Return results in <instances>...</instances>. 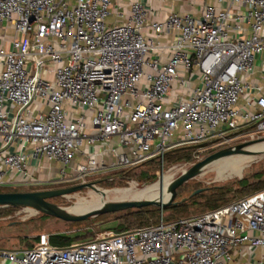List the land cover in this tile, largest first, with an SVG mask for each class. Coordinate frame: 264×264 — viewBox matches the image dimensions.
<instances>
[{
	"label": "built area",
	"instance_id": "1",
	"mask_svg": "<svg viewBox=\"0 0 264 264\" xmlns=\"http://www.w3.org/2000/svg\"><path fill=\"white\" fill-rule=\"evenodd\" d=\"M216 1L224 7L206 4L198 16L170 13L159 22H147L135 2L125 22L112 24L111 0H0V185L95 181L89 176L151 158L162 164L166 151L185 145L196 146L193 164L244 130L264 133V87L247 82L257 56L264 61V0ZM145 26L155 36L174 32L165 62ZM83 144L93 150L72 166ZM30 160L58 163L57 175L40 178ZM50 235L39 234L33 247L0 249V260L233 264L260 248L251 264H264V188L195 216L64 247Z\"/></svg>",
	"mask_w": 264,
	"mask_h": 264
},
{
	"label": "rangeland",
	"instance_id": "2",
	"mask_svg": "<svg viewBox=\"0 0 264 264\" xmlns=\"http://www.w3.org/2000/svg\"><path fill=\"white\" fill-rule=\"evenodd\" d=\"M263 140L264 133H251L249 130H244L243 134L234 139L230 146H235L236 144L248 142L251 140ZM218 148H207L201 154L202 158L206 155L210 154L211 151L217 150ZM214 152V151H213ZM237 155V154H235ZM234 155V156H235ZM192 161H182L178 163H169L164 162L161 164L159 160V164H146L141 165L128 173L130 179H126L123 181H119L116 184L119 185L117 187H110V186H102L99 183H96V186L100 189H107L112 190L115 188H126L129 187L132 183L137 188H142L146 184H150L160 179L161 176L165 175L168 176L167 181L171 182L177 176H179L184 170H186L193 162ZM253 161V162H252ZM252 162V163H251ZM248 163V164H247ZM241 174L234 173L230 176H226L222 179L217 177V172L212 167L206 166L203 168L197 176L192 179H189L187 182V186L183 190V194L181 196H187L188 192L194 186L206 187L216 184H222L228 180H233L235 178L240 179L243 177L245 173L251 174L257 170L264 168V153L258 155L257 157L248 161ZM149 169L150 172H155V178L153 180H136L138 176L136 172L141 169ZM178 169V170H177ZM213 170V171H212ZM111 172V171H110ZM101 173L98 172L89 176L90 180H97L101 176ZM108 174V173H107ZM105 175V174H104ZM234 175V177H233ZM172 176V177H171ZM217 177V179H216ZM139 178V177H138ZM248 180L243 181H236L231 182L227 188L222 189L219 191L215 187L207 188L204 191L200 192L197 197H194L190 202L191 204L188 206H172L168 208L164 213L159 212V216L166 215L169 213L174 218H186L190 216H195L206 212L208 210L215 209L220 207L224 204H227L237 198L243 197L248 195L252 192L240 191L243 186H245ZM73 182H63V183H56L51 184L52 186L61 185L62 186H69ZM131 183V184H130ZM18 188L16 190H26L31 191L34 189V185L29 184H22V185H15ZM60 187V186H59ZM94 191L91 188H83L80 191L65 195V196H58L51 198L50 201L56 203L62 207H70L76 201L77 198H85L90 199V192ZM88 196V197H87ZM114 194L110 193L108 195V199L106 195L103 196V199L106 201H116L113 198ZM185 198V197H184ZM182 198V199H184ZM128 200V199H126ZM30 212V213H29ZM110 213V214H109ZM112 212L97 214L91 216L85 220L81 221H64L58 219L56 217L48 216L39 212L33 208L28 207H19L14 211L7 213V215L0 216V249H21L26 248L29 246L30 243H36L37 239L35 238L41 233H69V234H76V233H84L87 230L95 231L97 233L100 229L103 222L112 219L116 214H111ZM29 248V247H28Z\"/></svg>",
	"mask_w": 264,
	"mask_h": 264
},
{
	"label": "trees",
	"instance_id": "3",
	"mask_svg": "<svg viewBox=\"0 0 264 264\" xmlns=\"http://www.w3.org/2000/svg\"><path fill=\"white\" fill-rule=\"evenodd\" d=\"M196 149V146L193 145H185V146H179L173 149H170L166 151L163 155L162 163L169 162V163H178L182 161H192L193 160V153ZM215 151V150H213ZM211 151V153L213 152ZM159 158H151L141 164L127 167V168H121L116 170H111V172H108V174H105L101 176L99 179L96 180L97 183L101 184L102 186H110V187H117L116 183L119 181H123L126 179H130L132 177L128 176V173L141 166L146 165L150 163L159 164ZM136 174L138 175L136 177V180H153L155 178V172H150L149 169L141 168L139 169ZM139 177V178H138ZM248 180L247 184L243 186L240 191H246V192H254L256 190L264 188V168L257 170L251 174L245 173L243 177L240 179L235 178L233 180H228L222 184H216L206 187H200V186H194L192 189L188 192L187 196H181L183 194V190L187 186L188 182H185L178 186L176 189V196L171 204L161 208L156 205H147L143 207H133L128 208L116 212H112L111 214H116L112 219H109L103 223L102 225L98 227L100 229L97 233L102 231H114V232H123L127 231L133 228L137 227H144L149 226L152 224H156L159 222L160 218L164 222H170L174 221L180 218H174L169 213L166 215H160L159 212H165L168 208L172 206H188L191 204V200L194 197H197L200 192L204 191L207 188H213L215 187L219 191H221L224 188H227L231 182L236 181H243ZM61 187V185L52 186L51 184H42L39 186L34 187L33 190L38 189H47V188H58ZM17 186H8V185H0V192H16V191H26V190H16ZM202 188V190L194 195H191V193L196 190ZM185 197V198H184ZM184 198V199H182ZM19 207H0V216L7 215V213L16 210ZM44 214V213H43ZM110 214V213H109ZM47 215V214H46ZM49 216V215H48ZM53 217V216H52ZM95 231L87 230L84 233H76V234H69V233H53L50 235V243L55 246H68L72 243L79 242V241H86L93 239L96 234ZM38 241V236L35 237ZM37 243V242H36ZM36 243H30L28 247H33ZM27 248V247H26Z\"/></svg>",
	"mask_w": 264,
	"mask_h": 264
},
{
	"label": "crops",
	"instance_id": "4",
	"mask_svg": "<svg viewBox=\"0 0 264 264\" xmlns=\"http://www.w3.org/2000/svg\"><path fill=\"white\" fill-rule=\"evenodd\" d=\"M135 2H140L147 10V22H154V21H163L167 18L170 13H178V14H189L193 16H198L201 13V10L204 5L210 4L214 5L217 8L224 7L225 3L217 2L216 0H111V13L108 17L109 23H123L125 22L130 16L131 5ZM1 33V30H0ZM11 34V31L9 32ZM142 33L145 36H150L154 38L155 45L159 48L156 50V55L160 56V60L165 62L170 55V51L168 48L163 47L169 45L173 41L174 32L169 31L168 33H161L159 36H155L154 31L149 27L145 26L142 29ZM162 47V48H161ZM256 71L251 76L247 77V82L252 84H257L264 87V61L262 56H257L255 61ZM193 75L191 79L193 84L197 83V73L192 71ZM174 93L179 91L178 87H174L172 90ZM251 93V90L248 91ZM110 145L115 147L117 146V139L111 138L109 140ZM93 147L87 146V144H83L81 147L80 152L76 154L73 159L72 166L78 162H82L84 156L82 152H89L92 151ZM119 150V148H118ZM106 158L111 160V156L107 155ZM45 168H40L35 160H30L32 172L37 174L40 178L46 179L47 177H55L57 175V171L59 170L58 163H52L48 166L46 161H41ZM40 164V163H39ZM111 171V170H110ZM104 172L107 174L110 172ZM14 181H20L23 179V176L14 174L10 177ZM263 250L260 248L251 250L245 257H236L233 264H251L254 261L255 257L261 255ZM0 264H9L3 260H0Z\"/></svg>",
	"mask_w": 264,
	"mask_h": 264
},
{
	"label": "water",
	"instance_id": "5",
	"mask_svg": "<svg viewBox=\"0 0 264 264\" xmlns=\"http://www.w3.org/2000/svg\"><path fill=\"white\" fill-rule=\"evenodd\" d=\"M256 141H258V139L251 140L248 142H243L235 146H229L218 149L206 155L205 157L201 158L200 160L194 162L186 170H184L179 176H177L175 179L169 182L167 188L168 191L170 192V196L167 200L162 202L156 199H128V200L105 201L104 204L97 209L75 214L68 212L66 210L67 207L59 206L56 203L50 201L51 198L58 196H65L80 191L83 188L100 190V188L96 186L95 181H90V182L73 184L69 186H62L58 188L38 189L31 191L0 192V207L11 206V207L33 208L39 212H42L49 216L56 217L64 221H81L97 214L116 212L128 208H133V207L138 208L147 205H156L163 208L172 203V201L176 196V189L178 188V186L200 174L201 170L207 164L223 156L237 154V153H245L247 152V150H245L244 147ZM201 190L202 188L196 189L191 193V195H194L200 192Z\"/></svg>",
	"mask_w": 264,
	"mask_h": 264
},
{
	"label": "bare ground",
	"instance_id": "6",
	"mask_svg": "<svg viewBox=\"0 0 264 264\" xmlns=\"http://www.w3.org/2000/svg\"><path fill=\"white\" fill-rule=\"evenodd\" d=\"M244 149L247 150V152L237 153V155L232 154V155L223 156L217 160L212 161L206 166L208 167L210 166L214 170H216L217 177L220 179L226 176H230L234 173L241 174L245 164L248 161L264 153V139L250 143L246 145ZM167 178L168 176H166L165 174L161 176L159 180L152 182L150 184H146L142 188H137L134 185V183L132 184L130 183L131 185L126 188H115L112 190H107V189L94 190L89 194L90 199H85L84 197L77 198L76 201L73 203V205L66 208V210L70 213L78 214V213H83L86 211L97 209L101 207L106 201L105 199H103V196L106 195L108 199V195L110 193L114 194L113 198L115 200L156 199L162 202L167 200L170 196V192L168 191L167 188L169 184Z\"/></svg>",
	"mask_w": 264,
	"mask_h": 264
},
{
	"label": "flooded vegetation",
	"instance_id": "7",
	"mask_svg": "<svg viewBox=\"0 0 264 264\" xmlns=\"http://www.w3.org/2000/svg\"><path fill=\"white\" fill-rule=\"evenodd\" d=\"M240 144V143H239ZM237 145V144H236ZM45 189V188H44Z\"/></svg>",
	"mask_w": 264,
	"mask_h": 264
}]
</instances>
